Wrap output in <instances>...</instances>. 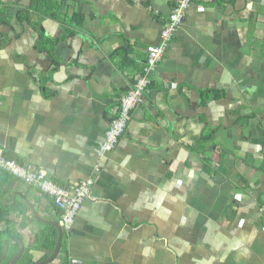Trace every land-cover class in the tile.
Masks as SVG:
<instances>
[{
    "label": "crops",
    "instance_id": "obj_1",
    "mask_svg": "<svg viewBox=\"0 0 264 264\" xmlns=\"http://www.w3.org/2000/svg\"><path fill=\"white\" fill-rule=\"evenodd\" d=\"M50 1L54 17L37 0H0V149L61 186L93 180L49 264H264V0H192L101 157L174 0ZM18 192L43 219L59 212L38 189L6 182L7 221L44 258L43 224Z\"/></svg>",
    "mask_w": 264,
    "mask_h": 264
},
{
    "label": "built area",
    "instance_id": "obj_2",
    "mask_svg": "<svg viewBox=\"0 0 264 264\" xmlns=\"http://www.w3.org/2000/svg\"><path fill=\"white\" fill-rule=\"evenodd\" d=\"M192 0H174L173 7L168 15V21L161 31L160 41L156 45L146 47L147 57L142 73L135 79L124 94L119 98L118 113L105 131L97 153L99 157L112 151L119 137L125 131L131 117V111L142 101L143 94L151 84L150 76L164 56L173 34L183 22L185 12ZM0 170L11 174L27 186L38 189L42 194L52 199L53 205L59 212V221L63 236H68L74 219L81 208L83 201L90 196L93 180L86 178L64 186L53 182L47 171L31 163H19L4 156L0 149ZM259 211L264 213V207Z\"/></svg>",
    "mask_w": 264,
    "mask_h": 264
},
{
    "label": "trees",
    "instance_id": "obj_3",
    "mask_svg": "<svg viewBox=\"0 0 264 264\" xmlns=\"http://www.w3.org/2000/svg\"><path fill=\"white\" fill-rule=\"evenodd\" d=\"M33 8L36 10L42 11V13L45 15H50L52 17L56 16V14L53 13L54 6L52 5L50 0H37V3L34 4ZM24 12H28V10L21 9L18 12V17L21 18L25 16ZM25 19L30 21V18L28 16ZM48 43H49V47L45 46ZM51 44L53 43L51 42L50 39L41 37L38 42L39 50L45 51L47 56H49L50 50H51V46H50ZM208 137L209 135L203 138L208 139ZM9 175L10 177L0 178V199L2 197L3 189L6 186V182L8 183V180L12 177L11 174ZM7 218H8V209L1 208V204H0V222L5 221V220L7 221ZM42 226L43 227L41 228L39 233H36L35 235V241L39 244L38 246L39 249H43L46 251L47 255L44 256V258H46L48 257V255L50 254V252L52 251L54 247L56 237H57V232H56V229L51 225L43 224ZM32 263H33L32 254L28 253L27 264H32Z\"/></svg>",
    "mask_w": 264,
    "mask_h": 264
},
{
    "label": "flooded vegetation",
    "instance_id": "obj_4",
    "mask_svg": "<svg viewBox=\"0 0 264 264\" xmlns=\"http://www.w3.org/2000/svg\"><path fill=\"white\" fill-rule=\"evenodd\" d=\"M6 206L5 202L1 203V208L6 209ZM32 251L24 238L13 231L8 221L0 222V264H27L28 253L32 254Z\"/></svg>",
    "mask_w": 264,
    "mask_h": 264
},
{
    "label": "water",
    "instance_id": "obj_5",
    "mask_svg": "<svg viewBox=\"0 0 264 264\" xmlns=\"http://www.w3.org/2000/svg\"><path fill=\"white\" fill-rule=\"evenodd\" d=\"M223 76L226 79H228V75L225 74V72H223ZM240 88H242V87L240 86ZM246 89L250 91L249 87H246ZM245 110L247 111L248 109L245 108ZM17 195L20 198L19 202H20L21 206L26 205L28 207V209L30 210L32 217H33V219H35V221L39 222L40 224L51 225L56 229V232H57L56 241H55L54 247H53L52 251L50 252V254L48 255V257L42 258V259H37V260L32 259V261H33L32 264H49V263L53 262L54 259L57 257V255L61 249V246H62L63 230L61 227V223H60L59 219H52V220L43 219L42 217H40L39 213L37 211H35V209L31 205V203H29L27 197L24 195L23 192H18ZM35 252H36V250H33V253H35ZM18 254H19V252L15 255L14 259H16Z\"/></svg>",
    "mask_w": 264,
    "mask_h": 264
}]
</instances>
